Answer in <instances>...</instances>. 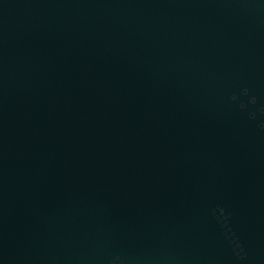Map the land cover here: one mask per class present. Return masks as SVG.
<instances>
[{
    "label": "water",
    "instance_id": "obj_1",
    "mask_svg": "<svg viewBox=\"0 0 264 264\" xmlns=\"http://www.w3.org/2000/svg\"><path fill=\"white\" fill-rule=\"evenodd\" d=\"M0 264H264V0H0Z\"/></svg>",
    "mask_w": 264,
    "mask_h": 264
}]
</instances>
